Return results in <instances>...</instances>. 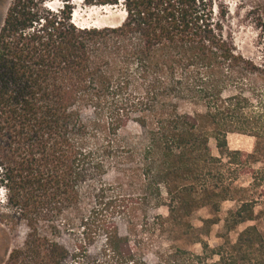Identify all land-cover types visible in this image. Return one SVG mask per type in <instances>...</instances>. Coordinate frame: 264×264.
Segmentation results:
<instances>
[{"label": "trees", "instance_id": "trees-1", "mask_svg": "<svg viewBox=\"0 0 264 264\" xmlns=\"http://www.w3.org/2000/svg\"><path fill=\"white\" fill-rule=\"evenodd\" d=\"M47 1L10 0L0 25V221L26 227L0 264H264L257 224L235 241L201 240V253L178 247L149 261L131 252L132 237L116 221L129 223L134 203L173 214L190 213L194 193L232 198L245 172L263 185L264 168L253 171L250 160L264 161V59L238 49L227 4L83 0L125 17L78 26L72 0ZM237 8L263 29L264 6ZM130 123L143 133L134 142L121 136ZM230 133L253 136V152L231 150ZM111 169L136 173L140 191L107 182ZM258 204L241 199L227 229L264 221ZM64 233L74 236L73 250L59 241Z\"/></svg>", "mask_w": 264, "mask_h": 264}, {"label": "rangeland", "instance_id": "rangeland-1", "mask_svg": "<svg viewBox=\"0 0 264 264\" xmlns=\"http://www.w3.org/2000/svg\"><path fill=\"white\" fill-rule=\"evenodd\" d=\"M231 11L233 18V28L235 32V42L238 49L245 55L260 60L264 59V27L256 25L252 19L245 17V8L238 10L237 6L244 5L247 8L251 6H264V0H222ZM10 0H0V25L6 14ZM47 4L51 8H57L62 5L60 0H48ZM72 21L78 26H102L105 24H117L125 17V12L120 8L110 7L101 8L85 4L82 0H72ZM87 116H92L91 111L86 112ZM143 135L140 127L135 123L122 129L121 136L126 140L136 141ZM228 145L231 150H241L244 153H252L255 147V138L250 135L230 133L227 137ZM210 148L213 155L220 157L215 140L210 139ZM226 163L228 157H222ZM247 160V157H242ZM130 163V162H129ZM250 166L253 171L264 168V161L250 160ZM215 173V172H213ZM226 177H233V174L225 171ZM262 177V173L259 175ZM106 181L116 184L123 193H135L140 191L136 173H123L116 169H111L106 176ZM252 173L245 172L240 174L229 195L232 198L221 200L216 191L205 193H194L189 205H192L191 212L187 213L186 208L178 207L173 214L170 213L167 206L154 205L140 206L138 203L131 205L130 222L123 218H116L120 230L125 235H131V252L141 255L149 261H157L162 253L174 251L176 248H184L195 253L202 252L201 240L207 241L212 247L221 244L224 241L223 235L229 234L235 241L238 232L245 226L257 224L264 232V221L258 219L254 222H246L239 225L236 229L228 230L226 219L230 212L235 210L241 199L255 198L258 200L257 210L264 209V183L261 186H253ZM119 184V185H118ZM2 188V187H1ZM162 194L165 200L169 201V195L162 185ZM0 203L5 205V191L0 192ZM161 216V217H159ZM131 230V232H130ZM26 233L25 226H19L12 230L8 225L0 221V262L8 256L12 247L22 243ZM132 233V234H130ZM55 237V236H53ZM59 241L65 244L71 250L74 249L76 240L73 235L64 233ZM104 239H99L90 247L92 253H98ZM129 250V249H128Z\"/></svg>", "mask_w": 264, "mask_h": 264}, {"label": "bare ground", "instance_id": "bare-ground-1", "mask_svg": "<svg viewBox=\"0 0 264 264\" xmlns=\"http://www.w3.org/2000/svg\"><path fill=\"white\" fill-rule=\"evenodd\" d=\"M99 7H101V8H110V6H99Z\"/></svg>", "mask_w": 264, "mask_h": 264}]
</instances>
